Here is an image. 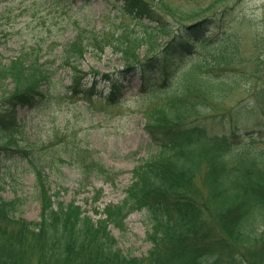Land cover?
<instances>
[{
    "label": "trees",
    "instance_id": "obj_1",
    "mask_svg": "<svg viewBox=\"0 0 264 264\" xmlns=\"http://www.w3.org/2000/svg\"><path fill=\"white\" fill-rule=\"evenodd\" d=\"M122 1L113 19L79 21L54 55L19 45L7 59L0 34V162L18 153L31 167L40 204L37 219L28 220L22 197H5L0 185V264H264V144L191 124L210 99H224L242 83L236 72L213 70L216 62L234 63L238 49L225 40L226 30L212 32L214 14L185 22L166 0ZM105 50L123 62L117 78L140 73L143 79L139 96L152 151L132 169L121 201L101 207L95 203L103 188H94L87 208L61 199L69 187L54 184L57 168L24 143L18 112L51 105L65 76L59 71L69 77L65 92H89L91 100L82 64L86 54L101 57ZM125 91L114 85L102 98L117 103ZM255 97L264 100V89ZM142 210L152 218L151 247L138 256L119 245L114 230L126 231L128 217Z\"/></svg>",
    "mask_w": 264,
    "mask_h": 264
},
{
    "label": "rangeland",
    "instance_id": "obj_2",
    "mask_svg": "<svg viewBox=\"0 0 264 264\" xmlns=\"http://www.w3.org/2000/svg\"><path fill=\"white\" fill-rule=\"evenodd\" d=\"M120 5L123 6L122 0H90L81 6L74 0H0L3 56L8 59L23 45L34 46L47 56L54 55L64 49L79 21L86 25L87 22L99 24L113 19L117 12L120 13ZM164 5L185 22L214 14L212 32L221 35L226 30L229 36L225 40L238 49L234 63L221 65L216 62L218 66L213 70L236 72L242 83L224 99H210L206 111L195 113L191 124L210 134L232 136L236 142L249 141L253 137L264 144V100L255 97L258 89H264V0H166ZM122 65L110 50H105L101 57L88 53L82 64L88 72L86 80L91 82L92 74L98 73L92 84L84 86L93 93L91 100L86 99L89 92L80 97L65 92L69 77L59 71L65 76L59 75L51 105L37 110L19 109L18 118L22 124L19 130L23 131L24 143L38 151L49 167L57 168L51 174L54 184L69 187L61 199L75 198L90 208L94 188H103L95 204L103 207L121 201L124 188L131 182L132 169L152 151L145 129L144 99L139 96L143 79L140 73L117 79ZM102 73H107L112 81L105 79ZM116 79L125 85L126 91L119 102L111 103L101 94L108 93ZM17 154L0 162L1 192L7 198L21 196L22 216L34 220L40 211L33 194L34 175ZM114 177L113 184L106 181ZM151 222L145 210L132 213L127 219L126 231L114 230L119 245L138 256L146 254L151 247L146 239Z\"/></svg>",
    "mask_w": 264,
    "mask_h": 264
}]
</instances>
